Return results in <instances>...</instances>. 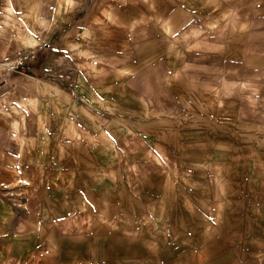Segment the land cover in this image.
I'll list each match as a JSON object with an SVG mask.
<instances>
[{
	"label": "rangeland",
	"instance_id": "rangeland-1",
	"mask_svg": "<svg viewBox=\"0 0 264 264\" xmlns=\"http://www.w3.org/2000/svg\"><path fill=\"white\" fill-rule=\"evenodd\" d=\"M73 16L91 46L51 69L76 118L20 136L0 264L263 257L264 0H88Z\"/></svg>",
	"mask_w": 264,
	"mask_h": 264
},
{
	"label": "crops",
	"instance_id": "crops-1",
	"mask_svg": "<svg viewBox=\"0 0 264 264\" xmlns=\"http://www.w3.org/2000/svg\"><path fill=\"white\" fill-rule=\"evenodd\" d=\"M42 2L0 0V193L3 186L20 180L26 168V147H21L16 137L21 113L45 112L47 116V132L35 130L36 133L28 134L34 136L35 142L36 136L44 137L53 131L58 116L65 122L76 118L74 110L69 109L70 98L58 102L57 91L67 93V90L58 88L51 65L59 52L68 54L79 42L83 44L81 46H91L84 44L91 37L84 29V23L79 22L76 28L73 23L75 7L83 9L88 0ZM63 10L65 14L58 16ZM227 20L219 24L217 32L225 30ZM63 21L66 29L58 34ZM203 23L205 27L209 26L207 22ZM103 55L101 59L109 63L107 55ZM4 209L0 199V216ZM253 264H264V256L255 259Z\"/></svg>",
	"mask_w": 264,
	"mask_h": 264
},
{
	"label": "bare ground",
	"instance_id": "bare-ground-1",
	"mask_svg": "<svg viewBox=\"0 0 264 264\" xmlns=\"http://www.w3.org/2000/svg\"><path fill=\"white\" fill-rule=\"evenodd\" d=\"M95 60V59H94ZM58 102L62 103L63 101L67 100L66 96L61 92L57 91ZM60 109V107H58ZM32 124L35 125V128L32 127ZM47 116L45 112H31L27 111L26 113H21L20 120L18 122V134L16 135L17 141L21 136V143L26 139V134L34 133L35 130H41L42 133L47 132ZM34 128V129H32ZM68 131H75L74 124L69 123L66 128Z\"/></svg>",
	"mask_w": 264,
	"mask_h": 264
}]
</instances>
